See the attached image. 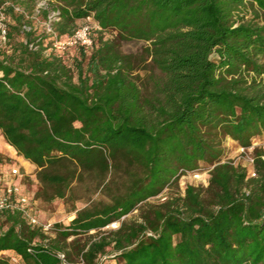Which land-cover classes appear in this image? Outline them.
<instances>
[{
    "label": "trees",
    "instance_id": "trees-1",
    "mask_svg": "<svg viewBox=\"0 0 264 264\" xmlns=\"http://www.w3.org/2000/svg\"><path fill=\"white\" fill-rule=\"evenodd\" d=\"M36 1L0 0L10 50L0 49V133L35 166L34 199L78 186L100 198L53 237L0 213V264H103L108 254L115 264H264V150L251 152L254 177L224 160L226 139L249 148L264 138V0H49L60 12L52 33L35 25L50 13ZM87 17L99 28L92 46L67 63L53 34L71 36ZM129 41L147 46L128 54ZM200 170L206 187L149 204Z\"/></svg>",
    "mask_w": 264,
    "mask_h": 264
},
{
    "label": "built area",
    "instance_id": "built-area-1",
    "mask_svg": "<svg viewBox=\"0 0 264 264\" xmlns=\"http://www.w3.org/2000/svg\"><path fill=\"white\" fill-rule=\"evenodd\" d=\"M16 11H21L19 7L15 8ZM60 20L59 10H53L48 14L47 20L44 22L47 32L52 33L53 22ZM7 15L5 14L2 7H0V49L6 50L8 53L10 50L7 46ZM25 31H29V28L24 26ZM99 29L97 24L93 22L91 17L82 19L77 24V27L71 36H61L58 37L53 34L51 49L55 51L56 54L62 55L68 49L75 47H82L88 49L92 46V36L93 32ZM29 50H37L38 46L34 43L28 45ZM49 52V49L45 51ZM254 148V143L249 148H239L241 155L246 158L247 164L250 169L247 170L249 177H254L255 174L252 169L253 159L251 157V152ZM6 168V172L3 174L0 172V213L3 212H16L19 213L24 222L32 227L39 228L45 235L53 237L52 227L50 223H42L37 215L36 202L32 196L28 194L23 186V181L26 178V173L22 171L20 165L13 160L3 159L0 162ZM190 177L196 184H188L193 186L206 187L208 185L209 170H200L194 173H188L182 178ZM159 197V196H158ZM59 258L63 260V257L59 255ZM13 264L17 262L12 260Z\"/></svg>",
    "mask_w": 264,
    "mask_h": 264
},
{
    "label": "rangeland",
    "instance_id": "rangeland-1",
    "mask_svg": "<svg viewBox=\"0 0 264 264\" xmlns=\"http://www.w3.org/2000/svg\"><path fill=\"white\" fill-rule=\"evenodd\" d=\"M46 8L49 9L50 13L54 10L49 6V0L36 1L35 12L39 11L40 9H46ZM244 14H245V19L249 20L252 18L254 13L252 9L248 7L247 10H244ZM35 19H36L35 25H37L38 29H41V26L44 25V22L40 20L38 17L37 18L35 17ZM113 36L114 34L110 32L105 35L106 38H112ZM145 46H147V44L143 42L129 41L123 43L122 50L128 54H136V53H140ZM74 56H76L75 48H71L67 52V54H65L63 57L67 63H70ZM140 74L142 75L143 72H140ZM2 142L3 140L0 134V151L3 150ZM224 147H225L224 160L232 161L235 164H240L243 167L247 168V170L250 169V166L246 162L245 156L241 155V153L238 150L239 148L237 147L235 142L231 141L230 139H226L224 141ZM254 147L263 148L264 150V138L256 139L254 141ZM19 164L23 165L21 166L22 171L28 172L27 173L28 177L26 176L22 184L25 190L28 192V194L33 197L34 192L38 188V183L35 179L36 168L35 166H30L29 164L24 163L23 161H21V163ZM19 164L17 163V165ZM188 184H196V182L190 177L181 178L179 181L178 189L165 190L159 197L150 200L149 204H160L164 202L168 197L175 195L183 196L184 190ZM74 191L75 193L73 196L66 198L64 200H54L51 203H46L34 199L36 202V209L39 220L42 223H50L52 225L65 224L67 222H70L74 218L75 210L83 208L84 206L90 203V200L93 201V200H98L100 198L98 194H94V195L86 194L82 189L79 188V186L76 189H74ZM138 215L139 212L135 211L130 215H128L127 219L128 220L135 219L138 217ZM118 227L119 224L115 223L103 229L102 232L115 230ZM90 234H95V232H91ZM102 262L103 264H115L110 254L106 255L105 257H102Z\"/></svg>",
    "mask_w": 264,
    "mask_h": 264
},
{
    "label": "crops",
    "instance_id": "crops-1",
    "mask_svg": "<svg viewBox=\"0 0 264 264\" xmlns=\"http://www.w3.org/2000/svg\"><path fill=\"white\" fill-rule=\"evenodd\" d=\"M1 134V133H0ZM2 137V135H1ZM2 145H3V150L0 151V156H1V160L0 162L3 160V159H11L15 162H17L18 164L21 163V161H23L24 163L26 164H29L30 166H33L32 164H30L29 162L25 161L23 158L17 156V154L14 152V150L12 148H9V146L6 144L5 140L3 139L2 137ZM2 157H5V158H2ZM21 160V161H20ZM20 166H23L22 164H19ZM26 171V170H25ZM0 172L1 173H5L6 172V168H4L3 165H0ZM26 173V176H27V173L28 172H25ZM28 177V176H27Z\"/></svg>",
    "mask_w": 264,
    "mask_h": 264
}]
</instances>
